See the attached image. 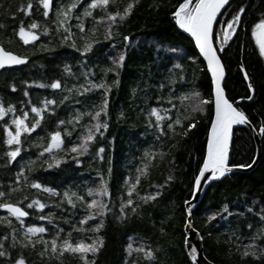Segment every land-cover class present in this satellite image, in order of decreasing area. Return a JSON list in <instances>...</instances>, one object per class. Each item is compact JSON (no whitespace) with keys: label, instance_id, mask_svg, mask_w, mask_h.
<instances>
[{"label":"snow or ice","instance_id":"snow-or-ice-1","mask_svg":"<svg viewBox=\"0 0 264 264\" xmlns=\"http://www.w3.org/2000/svg\"><path fill=\"white\" fill-rule=\"evenodd\" d=\"M137 4L139 0H129L120 8L117 6L118 0H60L59 3H55L54 0H25L16 6L0 5L5 15L10 16L15 23L12 31L19 44L33 45L35 51L36 42L43 35L58 40L59 46L67 44L84 58L78 61L82 69L79 73L73 72L68 64L64 65L63 75L70 76L78 81L77 83L69 85L67 81L56 79L50 83L35 85L37 88H50L67 94L62 95L58 100L46 98L40 101L39 105L32 104L29 99L27 106L32 114L31 118L29 111L21 108L20 114L17 115V109L11 103L5 106L0 102V120L4 121V124L0 125L3 131V139L0 143L4 146L3 152L0 153V161H3L0 168H11L13 162L21 157L22 151L27 150L24 145L28 142V137L41 127V122L45 119L44 113L54 114V109L50 112L48 106L68 107L73 103L82 105L83 110L73 108L72 115L67 120H58V125H72L70 130L64 129L63 135L71 138L75 132V142L66 145L62 132L53 131L47 139L41 137L42 142L35 145L41 149L37 153V160L42 165H46L43 170L47 171L53 167H59L61 163H67L61 153L71 154L70 159L77 167L82 165L81 157H90L99 161L105 159L103 155L105 147L96 145V141L97 138L106 139L105 132L109 128L111 119L109 95L112 87L119 84V71L126 56L121 51L114 57H108L110 64L98 68L99 77L94 71L96 66L89 67L85 61L88 54L93 51L94 44L99 42L94 39L98 28L103 27L105 41L115 40L120 35L115 29L127 21ZM174 7L172 18L175 25L194 41L198 56L202 57L201 63L205 65L206 72L210 76L211 98L204 99L198 91L183 92L178 95L170 87L178 82L174 78L173 69H168V84L161 82L158 86H154L145 81L144 88L141 90L144 93L141 98L144 107L140 111L145 127L149 130L148 134L153 136L154 142L148 149L143 150L140 156L134 158L139 161L138 164L133 165L135 175L130 171L123 178L116 193H110L108 181L104 178L105 174L99 171L97 172L98 183L95 187H87L84 194L73 191L71 188L58 192L26 175V171L28 173L34 171L32 165L35 161L29 160L26 165L21 164L14 174L12 183L0 186V209L6 213L5 216H0V229H3L0 231V264H68L69 258L72 264H96L97 255L104 246L101 230L105 227V218L111 214L116 221L123 222L141 215L143 205L156 206L161 202L164 190L174 180V176L166 175L162 184H151V191H146L144 195L139 194L138 186L142 178L148 176L149 169L155 165L156 160L158 158L162 160L168 150L175 148L179 140L187 137L196 127L198 123L196 114L204 113L206 106H211L212 115L207 121L209 127L206 153L193 178V194L201 188L203 181L219 180L226 177L235 167L251 168L256 162L253 160L249 164L229 165V146L234 126H247L254 135L259 134L264 137V119L258 126L254 125L243 110L234 106V102H230L223 86L226 66L222 62V53L231 47L230 41L234 42L233 37L243 26L245 7H239L227 19L225 17L231 7L230 0H179ZM97 12L99 15H96ZM17 13L29 19L24 20ZM36 17H42V19L38 20ZM72 21L75 23H70ZM216 25L221 27L217 29ZM4 28L5 24L0 23V29ZM73 28L77 30L76 33H73ZM250 35L259 56L264 58V12L261 13V18L250 26ZM77 38L82 42L79 46L76 43ZM52 39H49L47 45L41 44L39 47L45 51L50 50ZM122 41L125 48L131 46L129 36H122ZM112 47L115 48V45L113 44ZM26 63H28L27 57L0 46V69ZM173 68L181 69L179 82H185L187 77L183 74V66L175 64ZM239 70L243 73L244 81L247 82L248 94L242 99L252 101L255 99L254 85L243 65ZM81 77L82 82H79ZM9 87L12 92L17 91L15 85H9ZM152 87L157 88L155 95L157 104L166 102L172 106L171 108L149 105L148 101L152 100L153 96L148 94V89ZM165 89L168 90L167 96L163 95ZM131 93L136 96L137 89H131ZM96 95H99V100L94 98ZM23 96L28 98L30 93L23 91ZM76 97H85V99L82 101ZM174 100H179L183 107H179ZM66 101L69 104H65ZM185 101H187L186 104ZM173 109H176L175 115H173ZM9 114L11 119L6 120L5 117ZM116 119L120 121L129 118L126 113L120 111ZM94 145L96 147L93 151ZM110 172L109 160L108 174ZM31 190H36V193H32ZM41 193H46L49 198H56V201L51 204L41 202L36 198ZM112 196L119 201L118 208H115ZM65 205L67 208L64 207ZM185 205L188 206L185 212L190 216L192 211L190 202L186 200ZM46 207H55L61 212L68 211L72 217H76L77 212L80 215L78 219L72 220L60 218L63 223L70 225L71 230L66 234L63 228L53 223L55 213L51 211L47 215L41 214L34 217L42 221L46 220L52 227L51 233L44 226L25 223V218L31 215L28 209L43 213ZM254 208H258V211L254 212ZM223 211L227 212V207ZM247 213L253 215L252 221H249L243 212L236 215L245 219L244 227L248 229V232L239 231L238 234L237 231H233L228 242L235 243V256L240 260V264H249V261L252 264H264V205L253 202V206L247 208ZM212 219L215 217H210L209 222ZM185 227L189 229L192 227L191 221L187 218ZM159 231L161 235L165 234L163 222ZM73 232L78 236L73 237ZM131 239L132 237H129V240ZM125 251L124 264H161L160 256L165 250L160 247L153 248L148 240H143L136 247L129 243ZM189 252L192 261L198 264L197 249L191 247Z\"/></svg>","mask_w":264,"mask_h":264},{"label":"trees","instance_id":"trees-1","mask_svg":"<svg viewBox=\"0 0 264 264\" xmlns=\"http://www.w3.org/2000/svg\"><path fill=\"white\" fill-rule=\"evenodd\" d=\"M22 2L25 0H0V5L16 6ZM54 2L59 3L60 0H54ZM127 2L129 0H118L117 6L122 8ZM178 2L179 0H139V4L134 7L127 21L115 29L120 34L115 40H104L103 27L98 28L95 34L94 39L99 42L94 44L93 51L88 54L85 62L89 67L96 66L94 71L97 77L100 75L98 68L110 64L108 57H114L121 51L126 56L119 71V84L112 87L109 95L111 119L109 128L105 132L106 139L97 138L96 141V145L105 147L103 154L105 159L99 161L90 157H81L82 165L77 167L70 159L71 154L61 153L67 163H61L59 167H53L47 171L43 170L46 165H42L37 160V153L41 149L35 145L42 142L41 137L47 139L53 131L62 132L66 145L75 142V132L71 138L63 135L64 129L70 130L72 125H58V120H67L72 115L73 108L83 110L82 105L69 104L68 101L65 102L69 104L68 107L50 105L48 106L49 111L54 109V114L44 113L45 119L41 122V127L28 137V142L24 145L27 150L22 151L21 157L13 162L11 168H0V186L12 183L14 174L21 164L26 165L29 160H32L35 161L32 165L34 171L31 173L26 171V175L58 192L71 188L73 191L84 194L87 187H95L98 183L97 172L99 171L105 174L104 178L108 181L110 193H116L123 178L130 171L135 175L133 165L138 164L139 161L134 158L140 156L142 151L148 149L154 142L153 136L148 134L149 130L145 127L140 111L144 107L141 99L144 93L141 90L144 88L145 81L154 86H158L161 82L168 84V69H173L174 78L178 82L170 87L178 95L183 92L198 91L204 99L211 98V80L205 65L201 63L202 59L198 56L194 43L181 32L172 18L174 6ZM230 5L226 19L230 18L231 14L241 6L245 7L246 12L243 14V26L238 29V34L233 39L234 42L230 41L231 47L222 53V62L226 66L224 88L230 102L235 104L238 100H243V103L236 106L246 113L254 125L258 126L259 122L264 119V63L257 55L251 40L250 26L261 18V13L264 12V0H233ZM17 15L24 20L29 19L21 13ZM96 15L99 13L97 12ZM36 18L42 19V17ZM0 23L5 24V28L0 29V45L29 59L27 65L5 70L0 74V102L5 106L11 103L17 109V115L20 114L21 108L29 111L31 118L32 114L27 106L29 99L32 104L39 105L40 101L46 98L58 100L62 95L67 94L50 88H37L35 85L50 83L56 79L67 81L69 85L77 83L78 81L70 76L63 75L64 65L68 64L73 72L79 73L82 69L78 61L84 58L67 44L59 46L58 40L43 35L36 42L35 51L33 45L19 44L12 31L15 23L10 16L5 15L2 7H0ZM70 23L74 24L75 21ZM220 27L221 25L216 26L217 29ZM72 31L76 33L77 30L73 28ZM124 35L129 36L131 41V46L128 48L124 47L122 41ZM49 39H52L50 50L45 51L39 47L41 44L47 45ZM76 43L79 46L82 42L77 38ZM113 44L115 48L112 47ZM172 49L176 51H171ZM175 64L183 66V74L187 77L183 83L179 82L181 69H174ZM241 65L250 76L255 88V99L252 101L242 99L248 93L247 82L244 81L243 73L239 70ZM79 82H82V77ZM9 85H15L17 91L12 92ZM133 88L137 89L136 96L131 93ZM23 91H28L30 96L25 98ZM156 91V87L148 89V94L153 96V99L148 101L149 105L171 108L172 106L166 102L157 104ZM163 95H168L167 89L163 91ZM94 98L99 100V95ZM76 99L83 101L85 97H76ZM22 101L24 103H21ZM174 103L183 107L179 100H174ZM184 103L186 104L187 101ZM120 111L126 113L129 119L117 121L116 116ZM175 112L176 109H173V115ZM211 115L210 105L206 106L204 113L196 114L195 118L198 120L196 127L189 132L187 137L180 139L175 148L168 150L162 160L158 158L155 165L149 169L148 176L142 178L137 189L140 195L151 191V184L164 183L166 175L174 176V180L164 190V195L158 205L145 204L141 215L123 222L116 221L111 214L105 218V227L101 230L104 246L97 255L96 264H124L125 249L128 244L131 243L133 247H136L143 240H148L153 248L160 247L165 250L160 256L161 264H193L185 248V219H189L185 212V201H190L192 198L193 178L205 155L209 127L207 121L210 120ZM5 119L10 120L11 114ZM3 124L4 121L0 120V125ZM2 139L3 131L0 127V141ZM96 145L93 146V151ZM3 150L4 146L0 143V153ZM255 157L256 144L252 135L247 129L235 126L229 152V165L249 164ZM109 160L110 174H108ZM2 163L3 161H0V164ZM31 192L35 194L36 190H31ZM36 198L50 204L56 201V198H49L46 193H41ZM112 200L115 208H118L119 201L115 196H112ZM253 202L257 205H264V137H262V157L257 168L249 174H231L222 181L212 184L201 204L192 212L193 226L203 237L205 256L209 261L214 264H240V260L235 256V243L228 242V238L231 237L233 231H237L238 234L239 231L248 232V229L244 227L245 219L236 214L243 212L248 220L252 221L254 217L251 213H247V208L252 207ZM64 207L67 208V205ZM225 207H227V212L223 211ZM28 211L31 215L25 219V223L44 226L49 233L52 232L51 225L46 220L42 221L34 217L41 214L47 215L49 211L55 213L53 223L63 228L66 234L71 230L70 225L63 223L60 218L72 220L78 219L80 215L77 212L76 217H72L68 211L61 212L55 207H46L43 213L34 209H28ZM255 211H258V208H254ZM5 215L6 213L0 209V216ZM213 216L215 219L209 222V218ZM162 222L165 228L164 235H161L159 231ZM72 235L73 237L78 236L75 232ZM129 237L132 239L129 240ZM68 264H72L71 258ZM249 264L252 262L249 261Z\"/></svg>","mask_w":264,"mask_h":264},{"label":"water","instance_id":"water-1","mask_svg":"<svg viewBox=\"0 0 264 264\" xmlns=\"http://www.w3.org/2000/svg\"><path fill=\"white\" fill-rule=\"evenodd\" d=\"M232 1L233 0H230V3ZM181 32H183V31L181 30ZM184 34L188 37V39H190L194 43V41L191 39L190 36H188L186 33H184ZM0 46H2V45H0ZM197 52H198V50H197ZM201 59H202V57H201ZM28 61H29V59H28ZM27 64L28 63H26L25 65H27ZM25 65L13 66L11 68H6V69H0V74L2 72H4L5 70L18 68V67H22V66H25ZM224 82H225V80L223 81V86H224ZM239 103H242V101L236 102V104H239ZM239 127H242V128L247 129L249 131V133L252 135V137H253V139L255 141V144H256V157H255L254 160L256 162L252 165L251 168H239V167H235V168H233L232 172H230L229 174H227L226 177H228L231 174H236V173L249 174V173L253 172L257 168V166L259 165V163L261 161V157H262V137L259 134L254 135L247 126H239ZM232 137H233V135H232ZM231 145H232V138H231V142H230V146ZM230 149H231V147H230ZM205 153H206V151H205ZM226 177L221 178L219 180H214V181H203L201 188L198 191H196L195 194H192V198L189 201L190 202L191 209H192L191 215L189 216V220L191 221L192 227H191V229L186 230V234H187V244H186V247H187V250H188L189 255H190L189 249L191 247H194V248L197 249V261H198V264H214V263H212L211 261H209L207 259V257L205 256L204 247H203V240L200 239V237H201L200 233L193 226L192 212L198 207V205L201 204V202L203 201V199H204V197H205L208 189L210 188V186L212 184H214V183H218V182L222 181ZM186 207H188V206L186 205ZM27 218H25V219H27ZM190 259H191V256H190ZM191 261H192V259H191ZM192 263L193 264H196V262H194V261H192Z\"/></svg>","mask_w":264,"mask_h":264},{"label":"bare ground","instance_id":"bare-ground-1","mask_svg":"<svg viewBox=\"0 0 264 264\" xmlns=\"http://www.w3.org/2000/svg\"><path fill=\"white\" fill-rule=\"evenodd\" d=\"M238 101H242V103H243V100H238ZM237 101V102H238ZM248 101V100H247ZM239 104H241V103H239ZM236 105H238V104H236V102H235V104H234V106H236ZM231 142V141H230ZM230 147L231 146H229V152H230ZM189 228H186V230H188ZM186 230H185V233H186ZM186 244H187V234H186V238H185V248H186V251H187V254H188V256H189V258H190V255H189V253H188V250H187V247H186ZM203 247H204V244H203ZM204 253H205V250H204ZM191 260V259H190Z\"/></svg>","mask_w":264,"mask_h":264},{"label":"flooded vegetation","instance_id":"flooded-vegetation-1","mask_svg":"<svg viewBox=\"0 0 264 264\" xmlns=\"http://www.w3.org/2000/svg\"><path fill=\"white\" fill-rule=\"evenodd\" d=\"M235 37V36H234ZM234 37H233V39H234ZM253 42V45H254V47H255V44H254V41H252ZM255 50H256V52H257V55L259 56V53H258V49H256V47H255ZM259 58L263 61V63H264V58H261L260 56H259Z\"/></svg>","mask_w":264,"mask_h":264}]
</instances>
